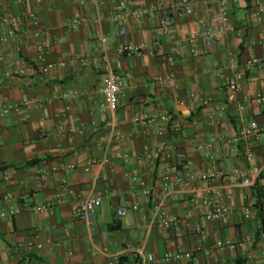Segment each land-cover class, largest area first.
I'll return each instance as SVG.
<instances>
[{"label":"crops","instance_id":"0c3cea01","mask_svg":"<svg viewBox=\"0 0 264 264\" xmlns=\"http://www.w3.org/2000/svg\"><path fill=\"white\" fill-rule=\"evenodd\" d=\"M120 1L0 0V103L25 105L3 116L0 111V210L7 207L9 192L22 209L13 220L0 221V264H264L259 241L264 205L255 219L240 214L264 189V138L250 139L253 161L248 163L239 137L250 121L264 129V104L253 101L256 94L264 95V69H245L252 58L264 55V0H224L225 21L222 0H191L197 15L187 17L172 0H127L154 12L129 21L123 36L122 25L109 19ZM162 7L166 14L158 10ZM164 16L172 21L166 30L161 28ZM11 18L22 21L12 26ZM74 20L80 23L70 29ZM202 25L219 33L215 45L199 37ZM10 28L14 33L4 42ZM40 35L50 44L45 56L36 50ZM125 44L142 49L118 56L116 50ZM104 53L124 84L116 110L102 108ZM59 61L65 66L42 73L44 64ZM12 66H24L26 76L7 79L4 73ZM233 69L245 71L237 97L226 86ZM169 74L175 75L178 89L154 82ZM64 94L68 99L47 103ZM216 105L224 113L213 123L209 116ZM158 113L170 119L166 133H159V123L131 122L135 114ZM155 148L171 151L172 157L148 159L147 151ZM105 153V165L88 166ZM220 169L238 170L240 178L250 176L254 182L245 187L240 180H202ZM186 170L189 187L177 181ZM164 174L168 187L161 180ZM145 191H151L149 196ZM89 193L101 197L103 205L86 223L73 216V209ZM205 196L232 213L205 220ZM49 203L46 212L32 211ZM123 206L128 213L119 217ZM171 216L178 222L163 228L161 221ZM195 223L207 235L197 252L199 238L190 229ZM245 238L249 243L233 250L216 247L217 241ZM30 242L42 248L29 249ZM130 245L144 246L143 254L116 260ZM176 250L194 252V258L163 261ZM153 253L162 259L159 263L150 259Z\"/></svg>","mask_w":264,"mask_h":264},{"label":"built area","instance_id":"2783aa9c","mask_svg":"<svg viewBox=\"0 0 264 264\" xmlns=\"http://www.w3.org/2000/svg\"><path fill=\"white\" fill-rule=\"evenodd\" d=\"M207 1V0H206ZM172 4L174 7L178 8L180 11L181 16H196L197 11L194 8V4L191 0H172ZM220 4L222 5L221 9V20L225 21V8H224V0L220 1ZM161 12H166V8L158 9ZM154 12L151 8H135L133 4L127 0L120 1L114 8V10L111 12L109 19L114 23H119L122 25V29L120 31V34L123 36L126 34V24L129 21H136L140 18L144 17L145 15H150ZM11 25L13 26L16 22H21V18H11ZM80 23L79 20H74L72 23H69V28L73 29ZM37 25V23H35ZM172 26V21L167 18V16L163 17V20H161V28L163 30L169 29ZM14 33L13 29H8L4 37V42L7 41V37L9 35H12ZM219 33L211 30L207 25L201 26V31L199 33V37L204 41V43L207 46H213L217 43ZM39 36V35H37ZM99 38L102 41H105L104 34L102 31H100V34L98 35ZM194 39H190L189 43H193ZM50 44L46 38L40 35L38 43L36 44V50L39 54L42 56H45L49 52ZM142 49L141 46H132V45H122L116 50V54L118 56H134L137 53L140 52ZM194 52V51H193ZM103 59V62L108 65L105 69L104 75L102 76V87H101V93L104 98V103L102 105L103 110H116L121 98V95L124 90V84L120 77L117 75V73L110 67L109 65V56L104 53L101 57ZM65 61H59L57 63L54 62H48L44 64L41 67V71L44 74H48L51 71L61 68L65 66ZM260 68L264 69V55L261 58H252L246 65V70H251L252 68ZM27 71L24 66L21 67H10L7 69L4 73L5 77L7 79H13V78H23L26 76ZM245 79V71H239V70H231V73L229 77L227 78L226 86L229 89V91L234 95L238 96L241 93L242 90V83ZM154 82L157 84L163 85V86H169L173 89H178V83L177 79L174 74H169L165 77H161L158 79H155ZM79 93H74V98H79ZM57 98L59 99H68L67 95H60L55 96L52 99H49L47 101L48 104H52L54 100ZM253 101L257 103L258 105L264 104V95L263 94H256L253 97ZM179 105L184 106L186 103L184 101H178ZM25 108V105H17V104H5L0 103V111L1 116L4 114H8L10 112H19L22 109ZM223 108L219 105L214 106L213 112H211V115L209 116L210 121L213 123H216V117L223 116ZM219 118V117H217ZM131 122L134 125L143 126V127H149L153 123H159L158 131L160 134L166 133L169 124L170 119L169 117L164 113H158V114H135L131 118ZM117 136H119V133H115ZM239 137L244 142V155L245 159L248 163H252L253 161V152L251 149L250 139L260 141L262 138H264V129H262L259 124L256 121H250L248 124L243 126L239 131ZM209 148L212 147L210 144L208 146ZM148 159H152L154 157L161 158L162 162L170 159L172 157L171 151L163 149V148H155L150 149L147 151ZM108 162L107 154L105 153L103 157L99 160L97 159H91L88 161V166L98 165L102 166L105 165ZM74 167V166H71ZM240 172L238 170L234 171H228V170H215L213 172H209L208 174L202 175L201 178L204 181L207 182H214V181H222L224 179H232L233 181H239L240 183L245 187H250L254 180L250 176H245L240 178ZM162 182L168 187V184L170 183V179L167 174H164L162 176ZM178 183L182 184L185 187H189L192 183L191 177L189 175V172L186 170V172L182 173L180 177L178 178ZM72 193V191H70ZM151 191H145L144 194L149 196ZM4 201L7 203V207L3 210H0V221L3 220H13L16 218L19 214H21L22 209L14 204V196L12 193H7L4 196ZM193 202V200H192ZM203 203L207 206L208 210L204 214V219L207 221H215L223 219L227 216H229L232 213V210L228 206H224L222 204L217 203L214 199H212L209 196H205L203 198ZM103 205V199L97 195H94L93 193H89L86 195L76 206H74L73 209V216L80 220L84 221L86 223H90L94 220L98 210ZM51 204H45V205H36L32 208V211L34 213H43L49 210ZM138 205L134 204L131 206L133 209H137ZM160 207H156V211L159 212ZM128 213L127 206H123L117 210V215L119 217H125ZM240 214L247 220L255 219L257 217V212L252 207H245L241 210ZM186 221V220H185ZM178 218L175 216L166 217L161 221V226L163 228H170L172 224L177 223ZM190 229L193 233H195L199 238V247L196 250L199 251L203 245V243L206 241L207 235L205 232V229L200 223H195L193 225H190ZM260 243L263 245V251H264V231L259 237ZM249 243V239L245 238L237 243H232L230 241H217L216 247L218 248H224L227 247L228 249H236L238 246L245 245ZM29 249H37L40 250L42 248V244H37L30 242L28 244ZM144 252V246H127L121 250V252L115 256L116 260L121 259H134L137 256L142 255ZM194 258V252H183L181 250H176L175 252H171L165 255L163 261L164 262H170V261H186V260H192ZM150 259L156 263H159L162 259H160L157 255L154 253L150 255ZM110 264H116L115 262H110Z\"/></svg>","mask_w":264,"mask_h":264},{"label":"trees","instance_id":"16d2710c","mask_svg":"<svg viewBox=\"0 0 264 264\" xmlns=\"http://www.w3.org/2000/svg\"><path fill=\"white\" fill-rule=\"evenodd\" d=\"M256 189H257V185H256ZM263 205H264V189H258V192L256 193V202L252 207L257 212V216H261Z\"/></svg>","mask_w":264,"mask_h":264}]
</instances>
